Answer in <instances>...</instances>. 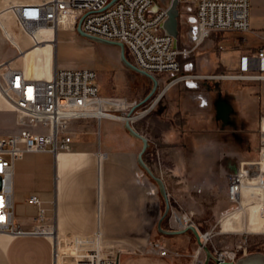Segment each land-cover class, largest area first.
<instances>
[{
    "label": "crops",
    "instance_id": "0c3cea01",
    "mask_svg": "<svg viewBox=\"0 0 264 264\" xmlns=\"http://www.w3.org/2000/svg\"><path fill=\"white\" fill-rule=\"evenodd\" d=\"M7 3L8 0H0V64L11 60L15 64L13 59L25 46L20 63L26 74L50 77L56 63L55 44L32 46L29 36L17 27L14 12L6 9ZM182 5L181 12L186 10V5ZM43 32L52 37V30ZM239 33L248 38L253 34ZM119 65L115 70L116 85L109 92H101L105 96H121L117 95L123 89L121 84L132 81L126 76L127 69H131L122 62ZM208 66L211 64L200 61L192 71H206ZM171 78V73L160 76L157 103L148 113L134 119L133 124L149 138L145 160L164 178L170 197L175 198L185 184L189 190L190 183L195 182L192 176L201 171L211 178L213 168L224 169L230 175L240 167L245 153L243 121L238 120L235 107L227 100L224 82L205 78L194 84L182 81L167 85ZM145 96L124 98L140 102ZM69 129L73 133L69 148L58 152L27 151L16 160V222L25 229L33 227L38 208L29 197L37 195L61 239L101 230L105 249L123 248L119 257L115 255L119 264H181L137 250L157 238L163 196L138 161L143 141L126 128L125 119L81 117L73 119ZM11 130L8 133L17 132L19 126L16 124ZM168 220L173 226L174 220ZM60 258L58 264H65ZM0 264H55L53 242L41 234L0 232Z\"/></svg>",
    "mask_w": 264,
    "mask_h": 264
},
{
    "label": "built area",
    "instance_id": "2783aa9c",
    "mask_svg": "<svg viewBox=\"0 0 264 264\" xmlns=\"http://www.w3.org/2000/svg\"><path fill=\"white\" fill-rule=\"evenodd\" d=\"M8 0L6 9L14 12L18 24L31 38V45L47 42L49 37L41 34L42 28L54 31L56 48L58 32L72 30L82 19L85 31L122 41L127 55L138 67L145 69L158 78L163 73H171L167 85L178 82L195 83L205 78H235L237 75L201 74L191 69V63H183L181 56L186 53L179 46V36L169 33L164 23L173 0L161 4L159 0ZM185 4L184 16L187 24L188 40L194 47L200 45L214 32L251 31L250 0H179ZM71 19L65 26V19ZM27 47V46H26ZM25 46L20 47L21 58ZM57 50V49H56ZM55 68L50 77L28 76L22 66L11 61L0 64V87L14 103L17 113L16 124L19 131L2 135L0 132V232L13 235L41 234L51 238L54 245L55 264H58L59 248L65 246V264H119L115 251L103 247L104 233L101 230L88 235L74 234L70 239H61L55 224L45 215L41 199L37 195L29 197L38 208L36 222L31 229H25L16 222L14 215L15 162L27 151H53L67 149L72 141L70 122L81 117H113L127 119L132 107L139 104L118 96H105L101 93L98 72L89 67L59 68L55 56ZM259 74H248L251 70ZM240 72L250 78H264V42L251 53H244L240 59ZM236 79V78H235ZM160 93L154 96L141 109L134 111L131 119L148 113L157 103ZM109 105V106H107ZM106 115V116H105ZM262 130V129H261ZM263 133V130H262ZM262 149L264 136H262ZM262 151V150H261ZM105 155V154H103ZM240 167L229 175L228 196L239 202L260 201L264 216V160L261 153L251 168ZM178 220V216H174ZM181 227L195 224L188 215L180 218ZM180 227V228H181ZM264 233V229L263 232ZM208 243L210 233H202ZM247 240H244L246 243ZM161 257L179 252L167 248L160 241L148 246ZM200 249L203 250L202 247ZM216 260L210 264L237 262L247 256L248 249L242 245L234 249H213ZM205 257H197L193 264H203Z\"/></svg>",
    "mask_w": 264,
    "mask_h": 264
},
{
    "label": "rangeland",
    "instance_id": "374dc122",
    "mask_svg": "<svg viewBox=\"0 0 264 264\" xmlns=\"http://www.w3.org/2000/svg\"><path fill=\"white\" fill-rule=\"evenodd\" d=\"M159 1L161 4L169 3V0ZM250 2V24L253 33L251 38L245 37L237 31L214 32L200 45L193 48L194 43L189 41L187 37L186 19L181 15L179 17V46L181 49L186 50L181 58L183 63L190 62L192 64L189 71L197 67L200 61H204L210 63L211 66H208L206 71L198 72L194 70L193 72L245 75L244 79L228 77L213 79L224 82V93L227 95V100L231 106L235 107L236 113L234 114L238 120L243 121L245 158L241 163L245 166L244 169L248 170L253 165L254 160H258L260 153L261 159L264 160L261 139L264 136V78L248 77L247 73L240 72L239 65L242 54L256 51L264 42V0H250ZM180 6L181 9H184L183 5ZM68 24L69 22L65 26H69ZM16 25L23 30L18 23ZM51 35L52 37H49V39L53 38L54 31ZM55 49H57L56 57L59 68H93L98 72V81L101 83L102 93L109 92L111 88L115 87L117 82L115 81V70L119 68V62H122L119 56V46L86 38L75 28L59 31L57 48ZM14 59V65L22 66L20 63L21 58ZM131 70L127 69L126 76L130 77L132 81L127 82L125 85L121 84L123 89L117 95H121L118 97L143 98L150 91L153 81L148 76ZM259 73L255 69L248 72V74L253 75ZM159 91L160 89L155 96L158 95ZM142 107L143 105L139 106V109ZM16 117L17 113L15 111H0V132L2 135L12 132L11 129L16 126ZM214 170L215 168H213L212 178L202 171L192 176L195 182L194 184L190 183L189 190L187 189L188 184H185L181 194L179 193L175 198L170 197L171 209L163 219V226L165 228H180V218L188 215L202 233H210L208 245L211 248L228 250L242 245L248 249L249 255L264 256V233H259L263 224L260 201L247 206H242L239 202H232L228 196L229 174L224 169ZM191 185H195L194 189L191 188ZM164 209L165 200L163 198V212ZM232 210L236 211L223 217ZM175 215L179 217L178 220L174 218ZM169 218L174 220L173 226L170 225ZM247 223L255 227H247ZM232 230L238 231L229 232ZM156 234L157 238L152 242L160 241L167 248L180 253L179 255L173 253L168 257H164L165 259L176 260L181 264H193L197 257L202 259L205 257L204 250L200 249L195 235L190 231L185 233L187 235L165 234L160 230ZM244 240H247V242L244 243ZM122 249H113L117 257H119V254L121 255ZM142 249L146 253L151 252L160 256L148 246L137 248L141 251ZM59 252L61 262L65 261L63 260V254L67 252L65 246L59 248Z\"/></svg>",
    "mask_w": 264,
    "mask_h": 264
},
{
    "label": "water",
    "instance_id": "95a60500",
    "mask_svg": "<svg viewBox=\"0 0 264 264\" xmlns=\"http://www.w3.org/2000/svg\"><path fill=\"white\" fill-rule=\"evenodd\" d=\"M115 1L116 0H111L110 3L108 4V6L113 4ZM180 13H181V6H180L179 0H173L171 2L170 7H169L168 18L164 23V27L169 33L173 34L174 36L180 35V27H179L180 26V22H179ZM82 19L83 18L80 19V21L77 25V31L82 36L89 38L91 40H95V41L119 46L120 57H121L122 63L126 67H128L132 70H135L141 74H144V75H146L152 79L153 84H152L150 91L145 96V98L139 102L138 105L131 108V110L129 111V117L125 120V126L131 132V134L140 138L143 141L142 149L138 154V161H139L140 165L148 172V174L155 180V182L157 183L159 190H160V192H161V194L165 200V209H164V212H163V214L159 220L158 229L165 234H172V235L184 234V233H187L189 231L192 232L195 235L198 244L200 245V247L203 248V250L205 252V260H204L203 264H210L213 259L216 260V257L214 255L212 248L208 245V243H206L203 240L200 229L196 224H190L184 228H175V229L174 228H165L163 226V219L169 214V211L171 209V200H170L169 191L167 189V185H166L164 178L162 176L158 175L153 170V168L147 163V161L145 160L144 154L150 146L149 138L135 128V126L133 124V120L131 119L132 114L134 113V111L139 106L146 105L149 101L152 100L153 96H155V94L159 88V78L155 74H153V73H151L145 69H142V68L138 67L136 64H134L130 60L129 56L127 55L125 44L122 41L111 40V39L104 38V37H101V36H98V35H95V34H92V33L85 31L82 27ZM224 264H264V256H258L256 254H254V255H249V256H247V257H245V258H243L237 262L227 261Z\"/></svg>",
    "mask_w": 264,
    "mask_h": 264
},
{
    "label": "bare ground",
    "instance_id": "6f19581e",
    "mask_svg": "<svg viewBox=\"0 0 264 264\" xmlns=\"http://www.w3.org/2000/svg\"><path fill=\"white\" fill-rule=\"evenodd\" d=\"M71 21V19L69 20V19H65V23H68V22H70ZM43 30H52L51 28H42L41 29V34H44V32H43ZM53 31V30H52ZM49 37V36H48ZM30 38V37H29ZM31 39V38H30ZM53 40H55V38H52V39H50L49 41H47L46 43H50V44H54V42H53ZM56 41V40H55ZM31 44H32V40H31ZM32 46H36V45H32ZM24 52V51H23ZM57 52V51H56ZM1 68V67H0ZM55 68V67H54ZM2 69V68H1ZM54 72V71H53ZM53 74V73H52ZM225 77V76H224ZM227 78V77H226ZM236 79H244L245 78V75H237L236 77H235ZM247 78V77H246ZM0 100H1V102H3V104L2 105H0V108H11L12 110L14 109V103H13V101L10 99V97L9 96H7L6 94H5V92L1 89V87H0ZM134 102V101H133ZM107 106H109V105H107ZM109 115H112L113 117H116V114L115 113H111V112H107ZM106 116V115H105ZM104 117V116H103ZM263 150V152H264V148L262 149ZM232 202H236V201H232ZM242 204V203H241ZM244 204V205H243ZM243 204H242V206H247L248 205V203H247V201L246 200H244V202H243ZM236 210H238V209H236ZM236 210H232V211H230V212H235ZM263 229H264V216H263V224H262V227L260 228V232L259 233H262L263 232ZM235 231H238V230H233V231H230V232H235ZM245 231H247V232H249L248 230H245ZM201 232V231H200ZM201 234H202V232H201Z\"/></svg>",
    "mask_w": 264,
    "mask_h": 264
}]
</instances>
